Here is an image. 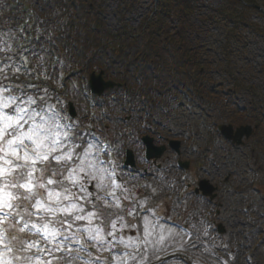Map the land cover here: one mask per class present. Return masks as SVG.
Returning <instances> with one entry per match:
<instances>
[{"label":"rangeland","instance_id":"1","mask_svg":"<svg viewBox=\"0 0 264 264\" xmlns=\"http://www.w3.org/2000/svg\"><path fill=\"white\" fill-rule=\"evenodd\" d=\"M133 1L135 0H94L101 11L99 18L105 24L107 31L117 34L120 29L123 30L121 14L126 15L128 27L137 29L155 7L153 0H138L133 11L127 12L124 2L131 4ZM225 1L195 0L197 12L191 21L193 30L187 35L195 38L196 44L193 45L198 48L197 51L205 57L207 63H210V67L212 66L210 71L212 82L218 83L220 88L236 89L237 84L242 88L250 86L257 88L254 93L255 104L261 114L262 125L259 126L255 138L243 139L242 145L239 146H234L226 140H222V143H212L211 148L202 153L204 161H199L198 168L190 175L193 182L186 189L184 204L180 205V200L184 197H180L179 193L176 196L171 194L168 183L171 178L182 174L178 170V158L175 153L167 149L168 151L163 153L155 166L151 167L141 159L138 161L137 156L143 153L142 146L133 139L127 147L133 151L137 166L133 169H125L122 151L127 143H124V137L118 136V130L113 126L108 128L104 122H99V129L105 137L115 139L113 143L115 142L117 149L113 151L112 158L109 154H102L101 159L110 161L109 167L115 169L116 179L121 178L120 184L124 188L122 199L127 209L134 210L133 215H129L127 211L123 212L124 220L118 221V224L126 223L130 227L120 230L117 235L123 236L126 240L131 238L133 245H140L141 251L136 255L138 258L141 255L147 257L144 264H264V34L246 25L251 24L264 31V0H254L253 7L241 9L240 13L243 14L236 17L235 23L230 22L229 18L220 12L226 8ZM34 7L35 11L41 14L52 11V5L48 3L43 5L38 3ZM169 25L172 29L179 26L177 21L170 22ZM233 29H236L238 37L232 38L227 43L226 52L224 46L230 36L228 32ZM86 32L85 30L83 35H86ZM16 40L17 37L14 38L10 28L0 34V56L4 57L5 52H11L12 41ZM131 40L133 43L137 42L132 53L144 46L142 38ZM57 41V49L50 52L53 58L64 52L62 50L64 39L61 37ZM71 48L66 60L67 65L63 66L64 73L69 71L70 66H77L76 60L79 58L77 48L74 45H71ZM98 66L106 71L105 79L122 84L137 82L132 78L133 74L137 73L136 67L127 71L125 60L117 59L112 52H107L98 59ZM58 71L56 67L52 71L56 80ZM74 71L77 72L76 69ZM75 75L69 77L72 82L68 80L65 83L69 86L68 97L74 103L76 120L85 125L92 118L93 100L83 87L82 77L74 78ZM162 84L166 83L163 81ZM234 92L235 106L240 108L250 106L249 95L242 90L238 93L236 90ZM223 105L224 103L217 104L209 110L199 106L187 107L186 102L178 98L173 102L171 112H166L163 106L157 103L154 107L152 105L149 109H152L150 112L153 114V123L150 127L158 134L153 136L154 144L161 145L157 140L160 136L167 140H179L182 143L180 158L183 162L187 160L191 163L195 160V151L207 146L211 129L209 125L230 123L238 127L242 124L244 117L239 118ZM135 117L129 123L138 127L140 115ZM124 120L123 116L119 125L124 124ZM157 166L159 170L156 169ZM199 180H207L211 186H216V196L212 201L203 195H194V184ZM91 183L95 184L96 181L93 180ZM104 183L110 182L105 180ZM89 189L99 196L104 193L109 195L106 191H98L92 187ZM116 190L109 188V191L116 192ZM153 197L156 201H152ZM96 207L105 215L112 213L111 205L106 206L104 200H97ZM144 208H149V211L147 214L142 212L138 217ZM115 213L117 212L113 211V214ZM145 218L150 225L152 222L159 224L158 234L162 230L164 250L160 253L159 260L153 253L152 247L149 246L147 252H143L144 245L138 239L143 236ZM219 224L226 230L220 237L216 229ZM90 245L92 258L99 256L101 264L104 260H111L113 255L120 254L115 252V248L112 253L100 252L93 244ZM157 246L161 247V245ZM120 248L122 252L134 251V249H125L123 245ZM131 264H137V261H132Z\"/></svg>","mask_w":264,"mask_h":264},{"label":"snow or ice","instance_id":"2","mask_svg":"<svg viewBox=\"0 0 264 264\" xmlns=\"http://www.w3.org/2000/svg\"><path fill=\"white\" fill-rule=\"evenodd\" d=\"M5 68L28 72L23 64H2L0 75L5 80L9 79ZM33 87L16 79L8 84L0 81V264H52L53 260L101 264L99 256L92 258L86 243L109 253L123 245L134 251L113 255V264H144L147 257L136 255L140 245L117 235L130 227L118 224L124 220L123 212L133 215L134 210L121 208L120 198L109 191L122 186L110 161L101 159L107 151L98 142L86 140L66 120L46 89L44 95L25 90ZM90 187L109 192L111 199ZM97 200H104L106 206L114 204L120 212L105 215L96 207ZM158 228V223L150 225L145 218L143 236L138 239L143 252L150 246L159 260L164 237Z\"/></svg>","mask_w":264,"mask_h":264},{"label":"trees","instance_id":"3","mask_svg":"<svg viewBox=\"0 0 264 264\" xmlns=\"http://www.w3.org/2000/svg\"><path fill=\"white\" fill-rule=\"evenodd\" d=\"M4 1L1 0L0 8L5 6ZM22 1L27 8L31 9L32 16L36 17V31H34L35 34L33 36L35 42H37L33 49L35 52H31V55L25 58V63H27L29 70L35 73L37 71L41 72L39 64L43 61L42 49L45 50L46 45H51L52 39L58 35L65 37L66 41H68L64 46L65 51L71 45L76 46V51L79 55L76 61L87 80L91 73L95 70L98 71V59L102 58L107 52L114 53L117 59L125 60L127 70L136 67L137 74H139L137 77L141 78V82L139 85L133 83V86L130 88L132 92H129L128 98H124L122 92L111 91L104 98L95 100V105L100 109H104L106 113L104 121L106 125L116 123L117 103L125 102L129 109L133 110L132 112L137 111L136 109L140 106L138 102L140 101L145 104L148 103L147 107L160 102L165 107L172 108L173 101L166 98L168 95H171V98L185 100L192 107L194 105L209 107L214 104L215 100V104L224 103L223 106L225 108L235 110L234 106L231 105V91L220 88V91L216 93L217 85L210 78V65L206 61H203L200 52L193 45L194 41L191 40L192 37L187 35L193 29L191 21L197 9L195 0H153L155 7L152 13L147 15L137 29L128 27L126 15H121V28L123 30L121 31L120 29L117 34L106 30L105 24L99 18L101 11L95 5L94 0ZM137 1L135 0L131 4L124 2L127 12L133 11ZM242 1H225L227 3L225 10L228 13L227 17L230 22L235 23L237 21L236 17L242 16L243 13H240L241 9L246 10L248 7L254 5V0ZM38 3L40 5L48 3L54 7L52 14L49 15L48 25H44L42 28L43 16L37 15L36 11H34V5ZM7 17L6 15L2 16L0 13V34L5 32L11 25V20ZM171 21L172 23L177 21L179 26L176 29H172L169 25ZM246 25L264 34V31L253 27L251 24ZM45 26L47 27L45 28ZM85 30L87 31L86 35H83ZM228 33L230 36L227 38L226 45L224 46L226 52L228 50L227 43L232 38L238 37L236 29L230 30ZM137 37L142 38L144 46L132 53L137 46V42L133 43L131 39H136ZM9 57L7 60L5 57L0 56V65L5 63L20 64L17 59ZM4 71L8 78L20 79L25 76L23 71L17 73L15 70L9 71L7 68ZM168 75L174 79L169 89H165V86L161 88V84L157 83V80L154 82L152 78L157 76L161 81L160 78L162 76ZM2 80H4V76L0 75V81ZM53 85V81L46 78L42 73L38 76V82L33 91H40L41 95H44V90L46 89L47 96L51 97L50 102L58 105V99L61 102L64 98H59L58 95L56 96L52 93ZM242 90L250 94L251 99L255 101V88L243 87ZM113 94L115 95L114 98L111 97ZM237 112L244 116L243 111L237 110ZM245 116L250 119L257 118V121H259L261 115L257 110H254L252 115L248 114ZM83 130L79 131L85 139H89V136H84ZM216 137L218 139L215 141L221 139L219 134ZM212 140L214 139H210L211 142ZM54 261L58 264H63L62 260H53L52 264H55Z\"/></svg>","mask_w":264,"mask_h":264},{"label":"water","instance_id":"4","mask_svg":"<svg viewBox=\"0 0 264 264\" xmlns=\"http://www.w3.org/2000/svg\"><path fill=\"white\" fill-rule=\"evenodd\" d=\"M90 88L91 91L94 95L101 96L105 93V91L109 89H113L116 86L120 87V85H117L113 82H105L104 80V72H101L99 75H96L93 73L90 78ZM75 110L71 107V114L72 116H75ZM221 134L227 139L228 141H231V143L235 146L242 145V141L244 138L249 139L252 135H254V131L251 126H242L239 127L238 129H234L233 126H221L220 128ZM143 143L146 146V151H147V159L148 160H154V159H159L164 151L165 147H160L157 148L154 146V140L152 138H144L142 139ZM170 147L179 153V148H180V143L178 142H171ZM134 159L133 155L131 153H128V161L127 165H132L134 166ZM188 168V165H185V169ZM199 190L203 192L204 195L213 196V192L216 190L207 181H203L199 184ZM199 190L196 192L199 193ZM220 233H223L222 228L219 229Z\"/></svg>","mask_w":264,"mask_h":264},{"label":"flooded vegetation","instance_id":"5","mask_svg":"<svg viewBox=\"0 0 264 264\" xmlns=\"http://www.w3.org/2000/svg\"><path fill=\"white\" fill-rule=\"evenodd\" d=\"M159 143H162V141H159ZM154 166V165H153Z\"/></svg>","mask_w":264,"mask_h":264}]
</instances>
